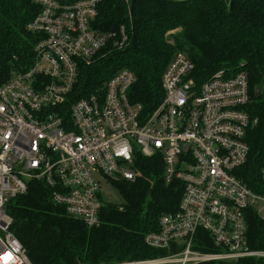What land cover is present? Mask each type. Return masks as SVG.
I'll return each instance as SVG.
<instances>
[{
  "label": "built area",
  "instance_id": "1",
  "mask_svg": "<svg viewBox=\"0 0 264 264\" xmlns=\"http://www.w3.org/2000/svg\"><path fill=\"white\" fill-rule=\"evenodd\" d=\"M32 1L40 11L27 28L41 35L33 64L12 70L0 85V264H32L7 209L27 193L30 181H45L69 215L97 226L110 202L103 186L136 180L137 154L161 155L165 181L178 179L184 190L179 208L162 214L159 229L145 236L149 247L168 253L123 264L264 259V249L250 246L246 218L252 207L264 226V194L236 175L248 159L247 129L257 123L246 111L247 72L220 69L198 84L194 64L178 52L162 74L164 95L152 111L131 101L136 76L127 68L102 92L67 109L81 64H92L106 49L127 47L128 26L96 30L101 0ZM200 229L210 234L216 251L194 248Z\"/></svg>",
  "mask_w": 264,
  "mask_h": 264
},
{
  "label": "trees",
  "instance_id": "2",
  "mask_svg": "<svg viewBox=\"0 0 264 264\" xmlns=\"http://www.w3.org/2000/svg\"><path fill=\"white\" fill-rule=\"evenodd\" d=\"M39 11L32 0H0V85L12 70L32 66L41 35L27 26ZM122 24L128 26L129 45L106 49L92 64H81L67 109L70 102L102 92L107 81L127 68L136 76L128 91L131 101L141 103L146 113L152 111L164 95L162 74L178 52L194 64L192 76L198 84L220 69L233 75L244 70L250 91L246 111L257 123L247 129L248 159L236 175L253 192L264 194V0H101L94 28L110 32ZM135 167L136 180L114 183L122 202H105L100 224L93 227L56 203L45 181H30L27 193L13 198L7 209L31 263L123 264L167 254L166 249L149 247L145 236L159 229L162 214L179 208L184 185L178 179L165 181L161 155L137 154ZM246 218L250 246L264 249L260 216L251 207ZM194 248L217 250L203 229ZM199 264H264V259Z\"/></svg>",
  "mask_w": 264,
  "mask_h": 264
},
{
  "label": "rangeland",
  "instance_id": "3",
  "mask_svg": "<svg viewBox=\"0 0 264 264\" xmlns=\"http://www.w3.org/2000/svg\"><path fill=\"white\" fill-rule=\"evenodd\" d=\"M104 187V190H106V193H105V199L109 200L110 202H113V203H120L122 202V197L121 195L119 194L118 190L113 187V186H103Z\"/></svg>",
  "mask_w": 264,
  "mask_h": 264
}]
</instances>
